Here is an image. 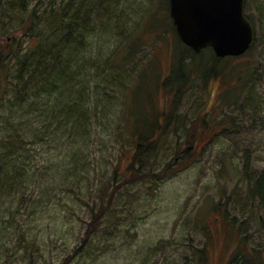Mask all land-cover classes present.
Wrapping results in <instances>:
<instances>
[{"label":"rangeland","instance_id":"374dc122","mask_svg":"<svg viewBox=\"0 0 264 264\" xmlns=\"http://www.w3.org/2000/svg\"><path fill=\"white\" fill-rule=\"evenodd\" d=\"M166 3L0 0V53L29 52L44 38L52 11L60 9L65 17L69 5L89 21L76 61L105 57L106 63L85 66L73 78V101L81 103L89 94V119L83 118L79 131L66 129L65 119L57 123L50 95L33 85L11 115L6 102L17 87L12 72L25 67H18L17 57L9 72L0 66V81L7 85L5 104L0 101V264H264V206L248 190L244 172L246 159L248 176L264 172V0L246 1L256 31L254 52L226 63L222 78L204 82L196 71L199 65L204 72L211 55L198 65L189 56L182 59L190 74L180 103L162 84L170 75L173 81L180 77L172 70L184 54L169 32ZM134 40L138 54L127 58L131 64L114 66L110 59L119 63ZM241 76L248 77L245 88ZM134 84L140 89L127 96ZM230 89L245 91L236 92V105L221 110ZM34 97L49 103L45 112L32 110ZM125 112L138 123H161L162 113L185 119L173 122L155 162L149 161L150 172L163 174L158 179L130 172L134 139ZM227 114L232 116L223 124ZM187 150L190 156L183 159ZM104 187L114 199L105 205L111 216L99 204ZM217 203L228 211L225 223L224 211L205 217Z\"/></svg>","mask_w":264,"mask_h":264},{"label":"trees","instance_id":"16d2710c","mask_svg":"<svg viewBox=\"0 0 264 264\" xmlns=\"http://www.w3.org/2000/svg\"><path fill=\"white\" fill-rule=\"evenodd\" d=\"M68 6L69 5L65 6L64 10L69 9V12L71 13L70 15H67V12L64 11L65 17H63V13L61 14L60 9L56 11L55 8V10L52 11L54 12V14H51V17L44 25V29H45L44 32L46 31L44 38L42 39L41 42L34 44V47L30 49L29 52L18 54L16 53L15 49H12L7 51V54L0 53V66L2 69L9 68V62L11 58L17 57L16 60L18 67L22 66L25 68L32 69L33 75H35L36 73V76L33 77L34 79L33 84H35L33 90L38 91L42 89L43 91L46 92L45 95L47 94L50 95L51 100L49 101L51 102V104L52 103L54 104L52 108L57 109L56 111H50V112L51 114L54 115L57 123H62V121L67 120L68 125H65L66 129L69 130L72 127H74V131H79L83 126V118L89 119L88 118L89 109L88 107L84 106L89 99V94L86 92V97H85L84 95L85 93H83L84 96L83 99L81 100V103H78L77 101H73L74 100L72 99V95H74L73 80L76 79V75H79L80 72H82L83 75L85 66L100 67V66H104L106 63L104 62L105 57H101L100 54L99 56L101 58L99 60H95L93 63H91V61H87L86 63L82 64L76 61L79 56L80 48L81 47L83 48L82 45H84L83 42L85 41L84 38L87 37V32L84 30H87L89 26V21L87 20L86 16L80 11V9L77 8L71 11V8H69ZM164 8L167 12L168 21H169L168 23L172 28L171 31L169 29V32L174 33L175 41H177L178 44L183 47L182 49L184 50V54L181 57L180 61L177 62V67L174 66L172 70V73L175 70L180 71V77L176 78L173 81L170 75L169 77L165 78L162 81V84L164 85L165 90L173 92L174 99L177 100L178 103H180V101L184 98L187 92L185 90V86H186L185 82H187L189 76L188 74H190L189 69L184 68L182 59L189 56L192 59H194L195 60L194 62L197 63L196 65H198V63L200 62L203 63L204 58L206 56L211 55L212 57L208 61L209 62L208 67L204 68V72H201L203 67L199 65H198L199 70H196L198 74L199 73L202 74L204 82H207L209 79L222 78V75L225 74V70L227 67L225 64L230 63L236 59H241L243 58V56L239 58L221 59L214 54L212 49H206L199 54L194 53L193 50L187 47L186 45H184L178 37L176 28L172 23V19L171 17H169V12H170L169 0H167V3L165 4ZM76 30L77 31L81 30L80 35L74 34ZM97 33H100V30ZM99 40H101V38H99ZM138 44L139 43L136 40L129 43L128 46H126L127 55L122 56L121 61L119 63H116L110 59L111 63L114 66H119V67H123L124 65H130L131 62H127V58L135 56L136 53L138 54ZM121 49H123V46H119L116 49L117 51L116 50L115 51L118 52ZM44 52L47 53L44 54ZM253 52H254V47L246 55H244V57L247 56L248 54L252 55ZM80 64H82V66H80ZM202 65H205V63ZM251 67L254 66L251 65ZM246 71L248 72L249 77L251 76V78H254L257 75L256 74L257 72L251 70V68L250 70L247 69ZM108 78H110L109 74L105 76V80L107 81ZM247 78L248 77L243 79L242 76L238 77V79L242 82V88L248 86ZM138 84H134V87H132V89L127 88L128 89L127 96H129L130 91H132L133 94L136 92V90L140 89L138 87ZM87 88L90 89L89 85L87 86ZM240 89L241 86H238V88H236L235 90H240ZM6 90H7V85L4 87L3 81H0L1 104H5L2 103L3 102L2 100L4 98V94L6 93L5 92ZM243 91L245 90L243 89ZM243 91H234L233 89L228 90L226 92V95L224 96V102L221 104L219 109L221 110L225 109L228 106V104L232 105L231 102H233V106L236 105L240 101V95H238V93L236 92L243 93ZM25 94H26V89L21 87L20 84L17 85L14 91H12L11 99L13 100L6 102L7 111H9L11 115L15 113L14 110L17 109L16 107H20V104L17 103V101L24 100ZM150 96H152V93L149 91L146 92V98L150 100L151 98ZM64 97L71 99H67L65 102ZM225 98H227V100H225ZM34 99H36L35 100L36 102L32 104V110H34V112L39 113L44 109L45 112V110L49 106V103L45 101L46 99L42 97L39 98L34 97ZM127 102L128 100L126 101V104ZM128 109L129 107L127 104L126 112L128 111ZM23 112H24L23 110H19L18 114L21 115ZM126 112L124 117H125L126 125L128 127L127 131L134 139V143L131 146L133 150V154L131 157V161L128 162L129 168L131 170L130 172L136 173L137 177L149 178L152 176L158 179V177L163 176V174H154L150 172V167L154 163L149 164V161L154 160L155 162V159L157 158L158 155L157 148H159L160 143H163L167 140V137L170 134L168 131L170 126L173 124V122L175 121L182 123L185 119L181 115H176V118H173L171 117L172 115L168 116L167 113H162L163 120L161 123H158L156 121L157 119H154L153 121H150L148 119L146 122L143 123H141V121L139 120L138 123L136 120L132 122V119H128L126 116ZM231 116L232 115L230 114L224 116L223 124H226L224 123L226 122L225 118H229ZM61 118H63V120ZM36 137H38L37 134ZM181 156L183 159H185V157L190 156L189 150H187L186 153H183ZM250 164L251 163L249 162V159H246V162H244V165H246L244 172L246 173L245 175L249 183L248 190L251 192V195L257 197L259 199V202L264 206V172L259 175H255L256 177H253L252 175L248 176L249 175L248 169ZM117 176L118 173L115 172L113 176L114 181L116 180ZM98 198L100 201L99 204L101 209L103 208L104 213L107 212L109 216H111L112 210H110L109 207H105V205L107 204L106 200L113 199V197L109 195L108 191L105 190V187L101 190V194L98 196ZM221 207L222 204L220 203L211 206L207 210L205 217L208 216V214L212 212V210L218 213L224 211L225 214L223 215L224 216L223 221L225 223L228 216V211L221 210ZM93 213H95V209H92L91 216ZM233 228L234 226L228 227V229L235 232ZM199 253H203V250L199 251ZM200 259L202 260V257ZM239 259L241 261L244 258L241 256L239 257ZM245 264H247V262Z\"/></svg>","mask_w":264,"mask_h":264},{"label":"water","instance_id":"95a60500","mask_svg":"<svg viewBox=\"0 0 264 264\" xmlns=\"http://www.w3.org/2000/svg\"><path fill=\"white\" fill-rule=\"evenodd\" d=\"M246 0H170L181 41L195 53L211 48L219 58L240 57L254 45Z\"/></svg>","mask_w":264,"mask_h":264},{"label":"bare ground","instance_id":"6f19581e","mask_svg":"<svg viewBox=\"0 0 264 264\" xmlns=\"http://www.w3.org/2000/svg\"><path fill=\"white\" fill-rule=\"evenodd\" d=\"M77 30L74 32V34L80 35L81 30H79V31H77ZM32 72H33V70L30 68H23V69L13 71L12 74H14L13 77L15 78L17 85L20 84L21 87H23L25 89L28 87V89H30L29 85L30 86L33 85V87L35 85V84H33V80H34L33 77L36 76V73H35V75H33ZM26 85H28V86H26ZM33 87H32V89H33Z\"/></svg>","mask_w":264,"mask_h":264}]
</instances>
